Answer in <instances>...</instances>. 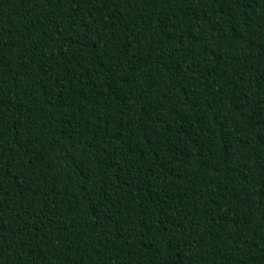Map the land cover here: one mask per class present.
Segmentation results:
<instances>
[{
  "label": "trees",
  "instance_id": "trees-1",
  "mask_svg": "<svg viewBox=\"0 0 264 264\" xmlns=\"http://www.w3.org/2000/svg\"><path fill=\"white\" fill-rule=\"evenodd\" d=\"M0 264H264V0H0Z\"/></svg>",
  "mask_w": 264,
  "mask_h": 264
}]
</instances>
